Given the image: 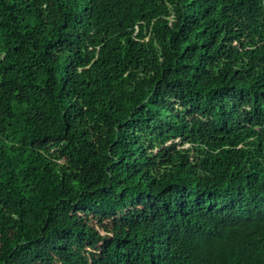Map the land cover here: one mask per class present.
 I'll list each match as a JSON object with an SVG mask.
<instances>
[{
  "label": "trees",
  "instance_id": "trees-1",
  "mask_svg": "<svg viewBox=\"0 0 264 264\" xmlns=\"http://www.w3.org/2000/svg\"><path fill=\"white\" fill-rule=\"evenodd\" d=\"M0 264H264V0H0Z\"/></svg>",
  "mask_w": 264,
  "mask_h": 264
},
{
  "label": "rangeland",
  "instance_id": "rangeland-1",
  "mask_svg": "<svg viewBox=\"0 0 264 264\" xmlns=\"http://www.w3.org/2000/svg\"><path fill=\"white\" fill-rule=\"evenodd\" d=\"M96 228H98V227L96 226ZM100 233H101L102 235H104V232H103L102 230H100Z\"/></svg>",
  "mask_w": 264,
  "mask_h": 264
}]
</instances>
